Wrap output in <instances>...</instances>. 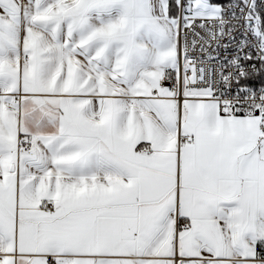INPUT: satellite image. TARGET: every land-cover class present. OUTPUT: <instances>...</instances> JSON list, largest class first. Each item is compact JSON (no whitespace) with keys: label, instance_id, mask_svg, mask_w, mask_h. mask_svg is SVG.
I'll return each mask as SVG.
<instances>
[{"label":"snow or ice","instance_id":"6c2138e0","mask_svg":"<svg viewBox=\"0 0 264 264\" xmlns=\"http://www.w3.org/2000/svg\"><path fill=\"white\" fill-rule=\"evenodd\" d=\"M0 264H264V0H0Z\"/></svg>","mask_w":264,"mask_h":264},{"label":"built area","instance_id":"2783aa9c","mask_svg":"<svg viewBox=\"0 0 264 264\" xmlns=\"http://www.w3.org/2000/svg\"><path fill=\"white\" fill-rule=\"evenodd\" d=\"M222 2L226 3V2H227V0H222Z\"/></svg>","mask_w":264,"mask_h":264}]
</instances>
